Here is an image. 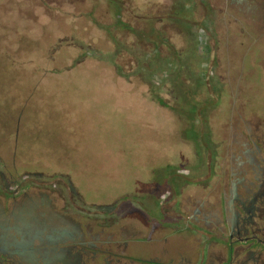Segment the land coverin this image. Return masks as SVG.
<instances>
[{
	"label": "rangeland",
	"instance_id": "rangeland-1",
	"mask_svg": "<svg viewBox=\"0 0 264 264\" xmlns=\"http://www.w3.org/2000/svg\"><path fill=\"white\" fill-rule=\"evenodd\" d=\"M6 1L22 6L18 13L0 6V21L11 25L1 38L10 39L14 55L58 48L48 62L62 65L73 47L87 53L74 69L29 75L31 106L19 109L18 97H2L10 111H0V264H187V255L202 252L203 235L201 228L180 232L167 206L174 187L184 199L204 195V182L218 171L215 156L229 157L231 131L239 141H247L244 133L264 140V0H120L121 15L134 25L109 29L121 39L119 53L80 13L96 6L95 17L111 22L106 0ZM189 13L183 24L172 19ZM160 25L165 34L154 48ZM116 62L130 78L118 75ZM132 225L144 237L166 235L165 250L123 249ZM53 230L64 235L47 240ZM106 248V261L91 259L90 251Z\"/></svg>",
	"mask_w": 264,
	"mask_h": 264
},
{
	"label": "flooded vegetation",
	"instance_id": "flooded-vegetation-1",
	"mask_svg": "<svg viewBox=\"0 0 264 264\" xmlns=\"http://www.w3.org/2000/svg\"><path fill=\"white\" fill-rule=\"evenodd\" d=\"M230 135L229 157L222 160L221 155L215 156L219 161L218 171L204 182L203 192L206 193L202 196L187 194L184 199L174 187L175 192L167 205L169 213L183 224L181 233L189 228L199 232L201 228L202 252L194 256L187 255L182 248L176 252L182 260L185 259L182 253H186L187 264H264V140L254 139L250 133L241 134L247 141H239L240 134L232 131ZM186 184L195 187V183L186 181ZM129 228L123 238V249L143 245L165 250L169 242L166 235L159 241L140 235L141 230L134 225ZM53 232L46 236L47 240L64 235L59 230ZM173 232H178V226ZM99 235L96 233L91 238L98 239ZM111 238L108 236L106 242L117 243L109 240ZM81 243L82 240L74 242V257L81 251ZM105 251L110 250L102 249L100 255L90 251L93 253L91 259L102 255L100 259L106 261L110 253L105 256ZM63 253L69 259L68 252ZM46 254L52 255L53 262L57 261L56 252Z\"/></svg>",
	"mask_w": 264,
	"mask_h": 264
},
{
	"label": "trees",
	"instance_id": "trees-1",
	"mask_svg": "<svg viewBox=\"0 0 264 264\" xmlns=\"http://www.w3.org/2000/svg\"><path fill=\"white\" fill-rule=\"evenodd\" d=\"M14 2V1H13ZM12 2H7L6 0H0V6L2 9H5V11L7 13L13 12V13H18L19 11V7H22L20 4H18V2L15 4V6L13 4H11ZM106 3L108 4V7L110 8L111 11H109V13L111 14L112 17V21L111 22H106L102 19V15H100V17H95V15L93 14L94 11H96V6H92L91 8H89L88 11H80V13L82 14H86V16H89L90 21H92V23L94 25H96L99 30H101L105 35H107V40L113 45L114 47H117L118 49V53L120 52V50L123 47H120L121 43H120V37L109 34L110 32V28L113 31L115 28L118 29L120 27H126L130 26V25H134L132 20H130L129 18H123L124 16L121 15L122 13V9L125 6L124 4L121 3L120 0H106ZM17 5H19L18 10H17ZM129 6V4H128ZM16 7V8H15ZM126 7V6H125ZM177 7L179 8L180 6L177 5ZM140 8H138L139 11ZM127 11L129 12V9L127 7ZM136 12V14L142 16L139 12ZM192 10H190L191 12ZM97 12V11H96ZM127 12V14H128ZM22 14H24L21 11ZM20 13V14H21ZM192 13V12H191ZM191 13H189L188 16L185 17H177V15H175L174 17H172V19H177V20H181V24H183L182 20L188 19V17L191 16ZM108 14V12H107ZM177 14V13H175ZM26 15V14H24ZM129 15V14H128ZM134 20V16H131ZM26 18V17H25ZM28 18V17H27ZM164 17H161L160 19L155 18L154 22L157 23H161L162 19ZM135 19H138L137 17H135ZM180 24V26H181ZM163 25H160L158 30L156 29L155 32L157 33V35L160 36L159 41H152L150 44L153 45L154 48H157L159 46V43H161V40L163 38V35L165 33H163V31L165 32V25L162 27ZM5 22L0 21V38H5V34H2V32L7 31L8 29H10L11 25H8V27H5ZM182 27V26H181ZM183 28V27H182ZM114 30L117 32V30ZM155 29V26H154ZM22 32V31H21ZM262 35L259 34L257 35L256 39L253 41L255 42L256 40H258V37H260ZM0 39V111L5 112V111H10L9 108H7L8 106V100H6L5 98H2L3 96H9V95H13L18 97L19 99V103L17 106H15L16 108L22 109L25 108L26 106H31L30 105V101L31 99V94L30 93V83L34 82L31 81L29 83H27L26 81L28 80V76L29 75H34V76H40L42 74L45 76H55L58 75V73L60 74L62 71H66L70 68L74 69V65L76 63H79L81 61L80 58H82L84 55H86L87 51H84L83 49H81L80 47H73L76 49V52L74 53L75 55H73L71 57V59H65L63 61L62 65H58L56 63H52V62H48V59L52 58V56L57 53L59 50L58 48H50V49H46L43 53H39L37 56L33 55V54H24L23 56L21 55H14L12 53V51L9 50V48H11V44L9 45L8 43H12L9 40H4V39ZM10 38V37H8ZM126 38V37H125ZM138 43H142V38L138 37V35H131L130 36V40L136 41ZM129 42V40H128ZM3 48V49H2ZM37 60L41 63H38ZM30 63L31 67H28L30 69L27 68L26 64ZM33 61V62H32ZM47 61L48 62V66H43V62ZM114 68L116 69L117 73L119 76L125 77V78H130L131 75H129L126 70H124L123 67H121L120 65L116 63L113 64ZM5 67V68H4ZM5 69V71H2V69ZM18 75H22L23 77H21V79H18ZM33 80V79H32ZM19 83H21L22 85L19 87ZM18 86V87H17ZM48 93H46L45 91H43L42 96H46ZM148 95L150 96L151 99L157 101V102H162L164 101L163 99L161 100L156 93L153 91V89H148ZM67 105L69 106V104H66V101H64V106L65 108L67 107ZM17 110V109H15ZM193 110V109H192ZM191 110V111H192ZM32 112V111H31ZM31 112L28 113V116H31ZM27 115H25L27 117ZM52 116V114H51ZM7 117V118H6ZM16 121H15V131L14 134H19L20 132V126L22 124V117L21 114L15 116ZM4 120L8 119V123H13L11 122L12 119L14 117H8L7 115H4ZM190 133V132H189ZM47 134V133H46ZM193 136H196V134L191 131L190 133ZM15 142L18 141V137L17 135H15ZM50 139L52 141H55L56 139L54 137H50ZM50 140V142H51ZM167 165V164H166ZM169 165V164H168ZM167 165V166H168ZM171 166V165H170ZM4 264V263H2Z\"/></svg>",
	"mask_w": 264,
	"mask_h": 264
}]
</instances>
